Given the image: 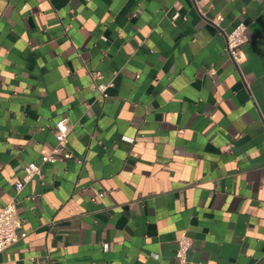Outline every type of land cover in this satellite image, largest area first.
Returning <instances> with one entry per match:
<instances>
[{"label":"crops","instance_id":"1","mask_svg":"<svg viewBox=\"0 0 264 264\" xmlns=\"http://www.w3.org/2000/svg\"><path fill=\"white\" fill-rule=\"evenodd\" d=\"M63 116L73 156L17 193ZM13 196L26 236L0 264H178L185 235L186 264H264V0H0V211Z\"/></svg>","mask_w":264,"mask_h":264},{"label":"built area","instance_id":"2","mask_svg":"<svg viewBox=\"0 0 264 264\" xmlns=\"http://www.w3.org/2000/svg\"><path fill=\"white\" fill-rule=\"evenodd\" d=\"M176 17V16H175ZM222 18L218 16L216 22ZM247 25L240 22L232 32L226 34L227 43L226 51L230 58L238 64L242 57V47L248 41L246 34ZM91 78L95 83L99 95L103 98L108 97L107 90L112 87L114 83L103 82L102 73L100 71H91ZM72 129V123L68 116H63L55 122V136L57 143L48 149L43 150L39 162L32 161L24 168V176L16 182V192H20L25 183L34 177L43 178V166L47 163H55L61 159H69L73 156L72 151L68 148V136ZM18 200L13 196L0 211V253L9 248L20 238L25 237L26 233H19L22 226V219L18 214ZM192 245V240L189 236H182L178 240L176 251V260L178 264H186L188 261V252Z\"/></svg>","mask_w":264,"mask_h":264}]
</instances>
